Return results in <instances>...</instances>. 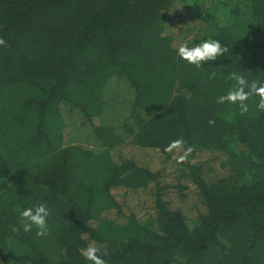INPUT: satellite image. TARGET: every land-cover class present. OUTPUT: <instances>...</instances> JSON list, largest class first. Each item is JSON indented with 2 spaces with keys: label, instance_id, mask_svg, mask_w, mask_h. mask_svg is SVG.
<instances>
[{
  "label": "trees",
  "instance_id": "trees-1",
  "mask_svg": "<svg viewBox=\"0 0 264 264\" xmlns=\"http://www.w3.org/2000/svg\"><path fill=\"white\" fill-rule=\"evenodd\" d=\"M0 37V264H91L92 241L105 264H264V111L258 97L243 115L216 103L232 72L264 81V0H0ZM208 39L228 52L200 68L177 55ZM114 78L134 93L125 136L93 124ZM61 104L92 126L94 148L64 144ZM178 138L195 148L181 164L164 151ZM166 167L177 176L164 184ZM149 190L153 214L124 215L117 196ZM169 192L194 193L196 215ZM41 203L38 237L20 213Z\"/></svg>",
  "mask_w": 264,
  "mask_h": 264
},
{
  "label": "rangeland",
  "instance_id": "rangeland-1",
  "mask_svg": "<svg viewBox=\"0 0 264 264\" xmlns=\"http://www.w3.org/2000/svg\"><path fill=\"white\" fill-rule=\"evenodd\" d=\"M242 3V2H240ZM185 8V4L183 5ZM184 8H179L183 16L187 15L188 12ZM185 33H189L184 28ZM185 33H181L178 38L186 41L187 36ZM103 99L105 102V108L103 114L100 118L94 119V125H108L113 128L114 132L118 135L125 136V133L122 130V125L125 119L128 116V112L131 109L132 102L134 99V93L128 85V83L122 78H114L109 82V84L103 90ZM62 115L64 117L65 128L63 131L64 144L65 145H77L87 149H92L96 145V140L92 135V126L86 122L85 118L76 110L71 107H67L65 104L60 106ZM129 138L126 139L128 143ZM121 149V148H120ZM133 153L136 156V161L141 164H146L154 168H160L161 162L154 159H149L143 162L141 160V150L132 149ZM200 160V159H199ZM208 170H216L217 173L223 174L221 169H216L213 163L207 165ZM163 179L164 184L170 183V179L174 176H177V169L172 167H166L163 169ZM151 190L139 194L137 197L122 199L120 196H117L120 202H124L123 212L124 215H129L131 212H134L136 218L142 220L146 219L149 215L153 214V192ZM165 200L170 204L172 209H178L182 207L187 211V215L193 217L196 215L195 208L198 202V198L194 193H191L186 201L180 202L179 199L175 196L173 192L167 193ZM200 208V207H199ZM130 209L131 211H127ZM109 216V215H108ZM111 219L116 221H121L122 216H115L114 213L111 214Z\"/></svg>",
  "mask_w": 264,
  "mask_h": 264
},
{
  "label": "clouds",
  "instance_id": "clouds-1",
  "mask_svg": "<svg viewBox=\"0 0 264 264\" xmlns=\"http://www.w3.org/2000/svg\"><path fill=\"white\" fill-rule=\"evenodd\" d=\"M6 46L5 40L0 37V47ZM228 48L220 43L219 40L208 39L193 47H189L186 43H181L177 48V55L190 65L196 68L202 67L204 62L215 61L218 57L225 55ZM216 73L210 75V79H214ZM230 78L235 81V87L231 88L226 94L216 99L217 104L238 105L240 114L243 115L249 111L248 101L253 97H258L256 105L258 111H264V81L254 79L249 81L243 73L232 72ZM209 125H213L214 121H209ZM195 148L186 145L183 138L171 141L164 149L165 152L175 153L174 159L177 164H181L194 152ZM21 216L26 223L23 225V231L29 232L33 227L37 229L36 235L43 237L49 234V226L47 218L50 210L46 204H39L35 208L28 207L21 211ZM100 249L96 246V242L92 241L86 248L81 249V255L91 264H105L104 259L98 255ZM67 250L62 249L61 254L66 255Z\"/></svg>",
  "mask_w": 264,
  "mask_h": 264
}]
</instances>
